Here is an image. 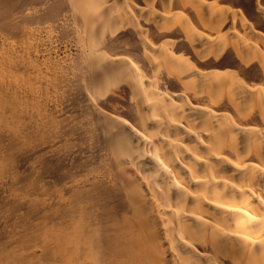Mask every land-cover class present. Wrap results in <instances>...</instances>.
Instances as JSON below:
<instances>
[{
  "label": "bare ground",
  "instance_id": "6f19581e",
  "mask_svg": "<svg viewBox=\"0 0 264 264\" xmlns=\"http://www.w3.org/2000/svg\"><path fill=\"white\" fill-rule=\"evenodd\" d=\"M0 264H264V0H0Z\"/></svg>",
  "mask_w": 264,
  "mask_h": 264
}]
</instances>
